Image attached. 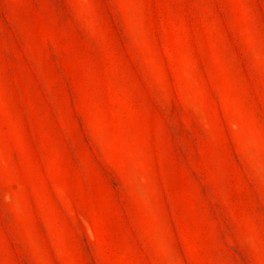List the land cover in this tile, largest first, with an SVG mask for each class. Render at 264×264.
Segmentation results:
<instances>
[{"label": "rangeland", "instance_id": "374dc122", "mask_svg": "<svg viewBox=\"0 0 264 264\" xmlns=\"http://www.w3.org/2000/svg\"><path fill=\"white\" fill-rule=\"evenodd\" d=\"M0 264H264V0H0Z\"/></svg>", "mask_w": 264, "mask_h": 264}]
</instances>
